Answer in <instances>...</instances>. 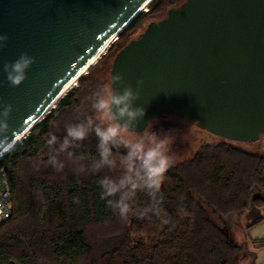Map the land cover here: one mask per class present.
Segmentation results:
<instances>
[{"label":"water","instance_id":"obj_1","mask_svg":"<svg viewBox=\"0 0 264 264\" xmlns=\"http://www.w3.org/2000/svg\"><path fill=\"white\" fill-rule=\"evenodd\" d=\"M145 1L0 0V35L8 36L0 49V111L12 105L10 140L0 141V154L50 112ZM22 52L35 63L10 87L3 66ZM116 73L133 88L143 81L138 103L147 111L138 130L154 117L179 114L214 135L257 140L264 132V0H185L119 50L110 77Z\"/></svg>","mask_w":264,"mask_h":264},{"label":"trees","instance_id":"obj_2","mask_svg":"<svg viewBox=\"0 0 264 264\" xmlns=\"http://www.w3.org/2000/svg\"><path fill=\"white\" fill-rule=\"evenodd\" d=\"M175 3L157 0L119 38ZM94 82L82 75L78 87L0 160L13 204L12 215L0 224V264H238L242 249L212 211L242 216L264 209V155L225 139L205 142L166 173L161 215L143 212L150 198L138 192L128 218L122 220L101 198L98 184L118 170L77 174L67 153L62 172L47 163L49 133L62 136L64 124L76 122L78 110L87 111L86 100L98 89ZM96 144L90 135L69 151L73 158L91 162L99 158ZM263 221L264 214L247 228ZM252 242L256 248L264 246V238Z\"/></svg>","mask_w":264,"mask_h":264},{"label":"clouds","instance_id":"obj_3","mask_svg":"<svg viewBox=\"0 0 264 264\" xmlns=\"http://www.w3.org/2000/svg\"><path fill=\"white\" fill-rule=\"evenodd\" d=\"M7 34L0 35V49L7 47ZM35 57L22 52L14 61L5 63L3 71L10 87H18L27 79L28 69ZM143 81L136 87L126 84L121 73L112 74L106 85L96 89L87 98V111L79 112L76 122L64 124V134L49 133L46 139L47 163L57 172H62L67 153L77 174L100 173L104 169L117 171V175H104L98 180L101 198L107 206L126 220L132 210V202L138 192L150 198L143 212L161 215L163 195L161 187L168 170L174 164V132L154 130V121H148L143 130H138L145 121L146 107L138 103ZM12 105L0 111V141L10 140L8 118ZM94 135L97 141L98 159L86 162L73 158L69 149L79 147ZM74 202H79L74 198ZM183 214L184 209H179ZM164 223H168L165 219Z\"/></svg>","mask_w":264,"mask_h":264},{"label":"rangeland","instance_id":"obj_4","mask_svg":"<svg viewBox=\"0 0 264 264\" xmlns=\"http://www.w3.org/2000/svg\"><path fill=\"white\" fill-rule=\"evenodd\" d=\"M156 1L157 0H152L149 3V5L146 7V9H144L141 12L147 13L155 4ZM184 1L185 0H176L174 6L180 5ZM166 13H167V9L161 12L159 15L148 18L142 25H140L134 30L129 31L125 36L119 38L118 35L117 38L114 40V42L106 50V52L100 57V59H98V61L93 66H91V68L87 70V72L83 75H88L92 78H95L94 84L96 85V88H99L101 86L100 83L102 82L104 83V85H106L110 80V70L116 52L122 46L128 43L131 39L138 37L139 34L144 31V29L146 28L147 24L150 21H156L159 18L166 15ZM81 77L77 79L76 83L63 95V97L67 95L69 91L78 87V85L80 84ZM57 103L58 101L56 102V104L52 109L56 107ZM151 121H154L153 124L154 130L157 131L171 130L174 132V145H173L174 162H179L186 158H189L205 142H219L223 139L229 141L234 146L240 149L255 152L260 155H264V132L260 134V137L257 140L239 141V140H229L220 137L218 135H214L208 130L200 127L197 124V122L192 121L189 118L179 114H167L166 116L163 117L153 118ZM212 214L214 219L228 233L230 238L238 246L241 247L242 252L238 264H252L253 249L251 248V245L253 242L250 235V230L253 227L247 228V225L258 216L263 215L264 209L263 210L252 209L242 216L221 215L215 212L214 210L212 211Z\"/></svg>","mask_w":264,"mask_h":264},{"label":"bare ground","instance_id":"obj_5","mask_svg":"<svg viewBox=\"0 0 264 264\" xmlns=\"http://www.w3.org/2000/svg\"><path fill=\"white\" fill-rule=\"evenodd\" d=\"M152 0H146L141 7L139 8V12L143 11L144 9H146V7L149 5V3ZM118 34H115L109 41L108 43L102 47L89 61L88 63L84 66V68L81 70V72L76 75L74 77V79H72L68 85L65 86V88L61 91V93L58 95V97L56 98V100L51 104V106L49 107V109H52L54 107V105L56 104L57 101H59V99L61 97H63V95L76 83L77 79H79L84 73L87 72V70L93 66L98 59H100V57L106 52V50L110 47V45L114 42V40L117 38ZM48 111H45L44 113H42L28 128H26L16 139L15 141L10 145V147L5 150L2 154H0V160L3 158L4 154L7 153L8 151H10L11 149H13L18 143L21 142V140L29 133V131L38 123L40 122L44 116L47 114Z\"/></svg>","mask_w":264,"mask_h":264},{"label":"built area","instance_id":"obj_6","mask_svg":"<svg viewBox=\"0 0 264 264\" xmlns=\"http://www.w3.org/2000/svg\"><path fill=\"white\" fill-rule=\"evenodd\" d=\"M12 195L4 167L0 168V224L12 215Z\"/></svg>","mask_w":264,"mask_h":264},{"label":"crops","instance_id":"obj_7","mask_svg":"<svg viewBox=\"0 0 264 264\" xmlns=\"http://www.w3.org/2000/svg\"><path fill=\"white\" fill-rule=\"evenodd\" d=\"M252 239H263L264 238V221L256 225L250 230ZM251 248L253 249V263L252 264H264V246L256 248V245L252 243Z\"/></svg>","mask_w":264,"mask_h":264},{"label":"flooded vegetation","instance_id":"obj_8","mask_svg":"<svg viewBox=\"0 0 264 264\" xmlns=\"http://www.w3.org/2000/svg\"><path fill=\"white\" fill-rule=\"evenodd\" d=\"M182 4V3H181ZM181 4L180 5H178V6H176V7H174V8H179V6H181ZM167 15V14H166ZM166 15H164L163 17H161V18H159L158 20H156V21H159V20H161L162 18H164Z\"/></svg>","mask_w":264,"mask_h":264}]
</instances>
